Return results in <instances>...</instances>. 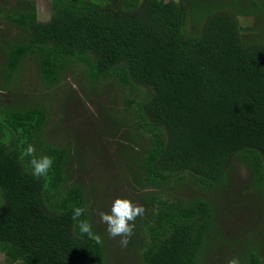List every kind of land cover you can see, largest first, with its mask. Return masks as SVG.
I'll list each match as a JSON object with an SVG mask.
<instances>
[{
	"label": "trees",
	"instance_id": "16d2710c",
	"mask_svg": "<svg viewBox=\"0 0 264 264\" xmlns=\"http://www.w3.org/2000/svg\"><path fill=\"white\" fill-rule=\"evenodd\" d=\"M8 4L0 0V26L12 29H0V264H209L237 239L233 258L264 264V0H51L48 21L35 0ZM29 59L34 87L50 93L38 99L21 97ZM74 73L85 97L123 106L102 104L106 126L90 142L113 160V189L127 184L145 208L116 263L102 204L73 179L72 139L47 130L48 103L67 100ZM29 144L54 161L40 179L23 155ZM76 206L102 244L80 234ZM223 209L262 236L227 237Z\"/></svg>",
	"mask_w": 264,
	"mask_h": 264
},
{
	"label": "rangeland",
	"instance_id": "374dc122",
	"mask_svg": "<svg viewBox=\"0 0 264 264\" xmlns=\"http://www.w3.org/2000/svg\"><path fill=\"white\" fill-rule=\"evenodd\" d=\"M5 1L9 3L8 5H15L17 3V0ZM35 2L40 20L48 21L51 17L52 11L51 0H35ZM6 24L7 21L1 20L0 29L2 31L9 29L12 30L11 27H8ZM248 24H250V22H248ZM9 25L11 26L10 23ZM32 62L33 61L29 59V61L24 63L22 65L23 73H21L22 75H19L21 79H24L23 86L25 87V94L24 96H21L24 97L23 99H30L33 96L34 99H38L43 97L45 95L44 93L50 94L49 92H45L42 87H34L38 79L33 75L36 72V67ZM27 77H29L28 80L33 81L28 82ZM83 81V77L74 73L68 80L73 91L69 89L66 91L67 100L52 104L48 103L52 117L51 122L47 126V130L50 132L49 137L51 139L58 140L59 142H62V144L66 143L68 139H72V154L75 152L76 158L69 165L74 174L73 179L81 181L84 183L85 187H89L90 195H88V199H90L95 205L101 206L102 204L100 210L108 212L115 199L126 198L133 202V198L136 199L138 192L125 183L117 185L115 189H113V179L120 178L115 170L113 160H110L107 157L105 150L100 146L93 149L90 146V142L100 140L101 137L99 138L97 135L98 128L106 126V121H104L105 113L102 114V104L106 103L110 105L113 113L120 111L123 106L122 104L117 103L115 98H110L108 94L105 95L100 92H93L90 96L85 97L80 89V85ZM16 96L18 95L16 94ZM46 98L48 99V97ZM87 126H90L91 128L88 129L86 128ZM122 131L124 132L125 128H123ZM121 135L122 132L118 133V137ZM65 145H69V143ZM77 145H80L79 150L76 149ZM114 152L115 148L110 151V153ZM238 170L240 176L245 177L247 175L244 167H239ZM108 184H110V188L104 190ZM226 205L227 204H223L224 209L227 208ZM224 209L223 213H225ZM100 210L96 213L98 216ZM225 214V220L229 227H226V224H224L223 230L226 232L227 237L233 234L234 237L232 238L242 239L250 237L257 241V238L259 239V237L262 236L261 233L264 235V232L262 231L261 233L254 235V232L249 233L251 230H248L245 226V220L241 216L242 212L239 215L237 212ZM262 237V240H264V236ZM119 241L120 237L111 238L112 245L111 254H109V256L113 263L117 262V258L121 253L122 247ZM242 241L243 240L237 239L234 243L228 244L224 250H221L220 246H218L215 254L217 253L219 257L213 255L209 264H227L228 261L233 258L235 252L241 248ZM128 255L129 254H126L125 256Z\"/></svg>",
	"mask_w": 264,
	"mask_h": 264
},
{
	"label": "clouds",
	"instance_id": "9594fccd",
	"mask_svg": "<svg viewBox=\"0 0 264 264\" xmlns=\"http://www.w3.org/2000/svg\"><path fill=\"white\" fill-rule=\"evenodd\" d=\"M23 155L30 157V174L35 179L46 176L54 163L53 159L47 155L38 157L33 144H29L26 147ZM86 212L87 207L76 206L72 210L71 219L74 225L79 228L80 234L87 235L96 243L102 244L103 238L93 232L92 224L86 219H81ZM144 213L145 208L142 205L134 204L130 199L117 198L113 201L110 211L99 212V218L100 222L106 225L109 237H120L121 247H127L130 238L134 235L135 221L138 217H142ZM228 264H240V261L238 258H232L228 261Z\"/></svg>",
	"mask_w": 264,
	"mask_h": 264
}]
</instances>
